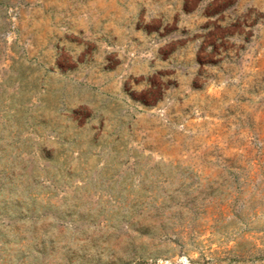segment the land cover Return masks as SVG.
Instances as JSON below:
<instances>
[{
    "label": "rangeland",
    "instance_id": "obj_1",
    "mask_svg": "<svg viewBox=\"0 0 264 264\" xmlns=\"http://www.w3.org/2000/svg\"><path fill=\"white\" fill-rule=\"evenodd\" d=\"M0 264H264V0H0Z\"/></svg>",
    "mask_w": 264,
    "mask_h": 264
}]
</instances>
